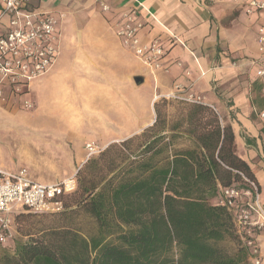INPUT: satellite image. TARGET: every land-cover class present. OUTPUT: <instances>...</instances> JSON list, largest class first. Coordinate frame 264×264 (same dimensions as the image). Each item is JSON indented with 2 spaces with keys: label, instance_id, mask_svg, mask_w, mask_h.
<instances>
[{
  "label": "trees",
  "instance_id": "obj_1",
  "mask_svg": "<svg viewBox=\"0 0 264 264\" xmlns=\"http://www.w3.org/2000/svg\"><path fill=\"white\" fill-rule=\"evenodd\" d=\"M182 104L194 147L173 146L170 131L182 126L180 119L165 132V115L154 104L152 125L109 144L76 171L63 209L45 213L60 221L16 227L25 239L12 236L0 264H242L219 246L238 235L231 213L214 199L220 187H243L241 174L257 181L235 152L231 127L209 106ZM80 211L94 233L67 221ZM21 212L27 210L14 214V226Z\"/></svg>",
  "mask_w": 264,
  "mask_h": 264
},
{
  "label": "crops",
  "instance_id": "obj_2",
  "mask_svg": "<svg viewBox=\"0 0 264 264\" xmlns=\"http://www.w3.org/2000/svg\"><path fill=\"white\" fill-rule=\"evenodd\" d=\"M28 3L29 8L36 12H50L57 17L59 46L65 35L63 46L73 49L70 65L75 73L83 65L91 70L94 66L100 67L94 76L95 84L82 88L84 95L90 92L102 98L101 94L110 90L111 96L118 99L116 107L122 114L124 100H128V114L132 118L126 126L129 131L123 134L121 121L120 127L116 128L120 133L112 136L124 139L141 129L139 121L137 124L132 121L134 96L138 102L140 88L152 92L151 105L157 96L171 93L176 85H180L183 91L199 96L202 104L216 112L222 124L231 127L235 152L253 171L261 193L262 182L249 163L259 159L264 161V118L257 114L264 109V94L255 76V66L251 64L260 56L256 38L258 29L264 28V12L248 14L242 6L228 0H29ZM101 3H107L110 11L103 12ZM128 9H136L137 18L145 25L141 31L143 40L159 36L168 48L162 60L164 70H151L138 59L139 65L127 64L124 55L135 57L116 37L114 22ZM6 23L7 18L4 17L0 22V33ZM170 34L175 35L184 46L171 44ZM80 50L87 56L83 62L78 58L82 54ZM57 60L40 77L43 82L50 74L53 76ZM135 77H140L142 81L134 84ZM34 98L37 105L40 100L38 91ZM181 115L174 121L179 117L182 126L188 127L186 118ZM168 118L169 112L165 118L167 133ZM180 136L181 139L185 136L188 141L185 148L195 146L190 132ZM113 139L116 138L103 137L106 143ZM262 170L264 177V166ZM256 240L264 256V231L256 236Z\"/></svg>",
  "mask_w": 264,
  "mask_h": 264
},
{
  "label": "built area",
  "instance_id": "obj_3",
  "mask_svg": "<svg viewBox=\"0 0 264 264\" xmlns=\"http://www.w3.org/2000/svg\"><path fill=\"white\" fill-rule=\"evenodd\" d=\"M240 5L251 14L264 12V0H228ZM29 0H0V22L5 24L0 33V102L32 110L35 102L26 97L32 82L44 76L59 52L58 19L50 12H36L29 8ZM103 12L110 11L107 3H101ZM136 9L123 11L114 22V31L121 45L141 64L151 70L163 69L162 60L168 48L159 36L142 39L144 23L137 18ZM170 43H184L170 34ZM260 56L251 61L255 76L264 94V28L257 31ZM164 70V69H163ZM161 95L184 103H202L199 96L182 90ZM159 96V97H161ZM264 118V109L258 113ZM86 157L104 148L93 143L85 144ZM76 173L52 183L33 179L25 167L8 171L0 166V245L9 243L14 232V214L22 209L35 213H55L63 209V197L77 186ZM243 187H220L214 204L226 208L232 215L239 243L247 254L250 264H264L256 236L264 231V207L259 202L257 183L243 174Z\"/></svg>",
  "mask_w": 264,
  "mask_h": 264
},
{
  "label": "rangeland",
  "instance_id": "obj_4",
  "mask_svg": "<svg viewBox=\"0 0 264 264\" xmlns=\"http://www.w3.org/2000/svg\"><path fill=\"white\" fill-rule=\"evenodd\" d=\"M65 37L64 35L60 40L59 55L54 65L53 76L50 74L46 82H43L41 78L34 80L30 91L26 93V97L34 101L38 91L40 100L34 109L27 111L17 105L0 102V166L13 172L25 167L31 177L41 183L58 182L77 171L84 163H81L82 160L86 159L85 144L87 142L105 148L109 144L120 145L126 138L121 139V137L112 135L120 133V130L116 131V128L120 127L121 121L124 125L123 134L129 131L126 126L128 122L131 123L127 99L124 100L122 114L116 107L118 99L111 96L110 90L106 94L103 92L102 98L95 97V93L89 92V95L82 93V88L95 84L94 76L100 71V67L94 66V69L91 70L88 67L86 69V66L83 65L75 73L70 65L73 49L71 51L69 48H64ZM80 52L82 54L78 58L83 62L87 56L82 50ZM124 58L130 66L140 64L137 59L129 55H124ZM55 72L58 73L55 74ZM138 94V102L134 96L135 104L132 107L134 120L132 121L135 124L139 121L138 124L141 123L142 127L133 135L140 134L150 126L149 124L155 118L154 104L164 113L165 118L169 112V124L175 123L176 117L185 112L183 102L177 99L161 96L150 105L151 91L149 93L146 88L142 87L138 90ZM85 110L92 112L86 113ZM186 128V126H181L174 130L175 133H171L177 136L172 142L174 147L185 148L188 146L185 136H182V139L180 136L181 133L188 134ZM104 136L105 139L106 137L116 139L106 143L103 140ZM249 164L262 182L259 202L264 207V177L261 173L264 161L259 159L257 162L251 161ZM68 202L72 201L68 200ZM21 213L23 216H18L16 219L17 225L14 226L13 238L21 237L16 228L21 225L33 223L39 226L40 223L55 221V219L60 221L61 219L59 214L35 213L28 210ZM67 221H72L70 224L80 227L84 232L94 233L96 228L94 222L81 211L73 219L69 218ZM12 243L10 242V244ZM3 246L5 245H0V252L7 249ZM219 246L232 256L240 257L242 264H249L238 239L227 238L221 241ZM173 252L176 257L177 250L174 249Z\"/></svg>",
  "mask_w": 264,
  "mask_h": 264
},
{
  "label": "water",
  "instance_id": "obj_5",
  "mask_svg": "<svg viewBox=\"0 0 264 264\" xmlns=\"http://www.w3.org/2000/svg\"><path fill=\"white\" fill-rule=\"evenodd\" d=\"M141 81H142V80H141L140 77H135V78H134V83H135V84H139Z\"/></svg>",
  "mask_w": 264,
  "mask_h": 264
},
{
  "label": "bare ground",
  "instance_id": "obj_6",
  "mask_svg": "<svg viewBox=\"0 0 264 264\" xmlns=\"http://www.w3.org/2000/svg\"><path fill=\"white\" fill-rule=\"evenodd\" d=\"M157 98H158V96H157ZM157 98H156V99H157Z\"/></svg>",
  "mask_w": 264,
  "mask_h": 264
}]
</instances>
